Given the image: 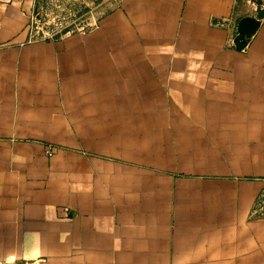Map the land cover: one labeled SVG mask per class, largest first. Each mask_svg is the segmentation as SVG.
Returning a JSON list of instances; mask_svg holds the SVG:
<instances>
[{"label": "crops", "instance_id": "obj_1", "mask_svg": "<svg viewBox=\"0 0 264 264\" xmlns=\"http://www.w3.org/2000/svg\"><path fill=\"white\" fill-rule=\"evenodd\" d=\"M43 1L0 0V264H264L263 12L85 0L36 35Z\"/></svg>", "mask_w": 264, "mask_h": 264}, {"label": "rangeland", "instance_id": "obj_2", "mask_svg": "<svg viewBox=\"0 0 264 264\" xmlns=\"http://www.w3.org/2000/svg\"><path fill=\"white\" fill-rule=\"evenodd\" d=\"M238 2L240 3V9L248 12H256L253 10L254 4L264 5V0H238ZM85 4V0H44L42 3L41 15L39 14L38 18L34 16L38 21L34 24L35 34H52L56 29L64 25H83L82 20L79 19H81V12L87 6ZM71 20H74L77 24H74Z\"/></svg>", "mask_w": 264, "mask_h": 264}, {"label": "water", "instance_id": "obj_3", "mask_svg": "<svg viewBox=\"0 0 264 264\" xmlns=\"http://www.w3.org/2000/svg\"><path fill=\"white\" fill-rule=\"evenodd\" d=\"M33 15L38 18L39 12L37 6ZM260 22V18L253 15H244L238 20L237 32L233 39V44L236 49L244 50L247 47V44L259 28Z\"/></svg>", "mask_w": 264, "mask_h": 264}, {"label": "built area", "instance_id": "obj_4", "mask_svg": "<svg viewBox=\"0 0 264 264\" xmlns=\"http://www.w3.org/2000/svg\"><path fill=\"white\" fill-rule=\"evenodd\" d=\"M253 10H255L256 12L262 11L263 14H264V5H263V4H261V5H259V4H254V5H253ZM31 19L33 20V22H36V19L34 18V15L31 16ZM74 24H77V23H74ZM76 27H79L80 29H84V26H83V25H81V26H76ZM51 149H52V148H50V149L48 150V153L51 152Z\"/></svg>", "mask_w": 264, "mask_h": 264}]
</instances>
